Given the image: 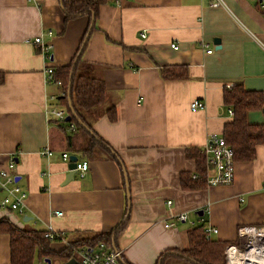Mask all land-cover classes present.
<instances>
[{
  "label": "crops",
  "instance_id": "1",
  "mask_svg": "<svg viewBox=\"0 0 264 264\" xmlns=\"http://www.w3.org/2000/svg\"><path fill=\"white\" fill-rule=\"evenodd\" d=\"M211 1L114 0L101 6L83 61L105 81L107 100L84 116L118 160L88 161L79 153L86 137L47 115L46 107L58 103L51 98L63 93L46 81V68L71 64L90 18L65 23L60 0H0V171L15 160L18 185L28 195L22 213L1 208L0 218L40 231L52 227L60 238L50 248L60 253L76 234L112 232L128 209L114 250L124 264H157L166 252L188 249V232L198 226L218 229L211 238L226 242L237 240L240 226H264V144L253 161L236 162L230 185H181L183 173L197 170L187 150L202 151L234 121L225 89L242 84L264 95V0H223L219 8ZM39 36L50 46L49 58L34 43ZM164 68L187 76L166 80ZM195 100L205 109L192 110ZM111 107L114 123L106 115ZM248 119L264 124V110ZM46 148L53 156L41 154ZM64 153L87 162L88 170L67 181ZM4 196L1 190L0 200ZM182 213L189 221L165 227ZM0 264H11L7 234H0Z\"/></svg>",
  "mask_w": 264,
  "mask_h": 264
},
{
  "label": "trees",
  "instance_id": "2",
  "mask_svg": "<svg viewBox=\"0 0 264 264\" xmlns=\"http://www.w3.org/2000/svg\"><path fill=\"white\" fill-rule=\"evenodd\" d=\"M112 1L114 0H60V4L65 15V23L81 16H88L90 18V26L94 20L92 27V31H94L95 19L101 6L110 4ZM262 11L264 14V9ZM89 28L85 32L71 64L66 67L56 68L54 71V80L60 82L63 93L59 96L58 103L67 106L70 113L68 101L62 96H67L69 84H71L72 107L78 118L94 135L92 136L87 132L75 119L67 122L74 123L77 130L86 137L87 141L79 153L88 161L106 158L118 160V157L112 154L114 151L111 146L92 129L84 116L103 106L107 100L108 93L105 81L91 75L89 73L91 66L83 61L86 45L82 51L81 48L89 33ZM76 60L77 63L73 67ZM162 76L166 80H174L185 78L187 74L185 71L177 74L174 70L164 68ZM4 81L5 73L0 72V85ZM224 103L227 107L234 110V121L227 124L224 131L226 142L234 150V160L235 162L253 161L256 158L257 146L264 144V124H251L248 116L252 111L264 110V95L262 92L246 90L242 84H236L231 88L225 89ZM106 115L110 122H116L117 111L115 107L109 108ZM186 156L196 161V174L198 177L194 179L193 175L183 173L181 175L182 188L186 190L205 188L207 186V166L203 152L201 150L188 149ZM128 217L127 209L124 220L109 233L87 232L76 234L71 240L72 246L60 253L50 248L51 241L45 237V231L26 226L20 227L8 217L0 218V234L10 236L11 264H34L35 261H45L51 258L63 259L66 263L74 259L75 252L79 248L95 247L104 243L108 248L117 250V235L124 228ZM188 242V249L173 251L184 255V257L166 252L160 257L157 264H226L224 251L227 246L236 243V241L226 242L207 238L204 226H198L190 230L188 232Z\"/></svg>",
  "mask_w": 264,
  "mask_h": 264
},
{
  "label": "built area",
  "instance_id": "3",
  "mask_svg": "<svg viewBox=\"0 0 264 264\" xmlns=\"http://www.w3.org/2000/svg\"><path fill=\"white\" fill-rule=\"evenodd\" d=\"M210 6L213 8L224 7L223 0H212ZM260 7L264 9V2L260 3ZM145 37V35H142ZM37 46H40L42 54L50 57V46L44 44L42 37L39 36L34 40ZM177 50L178 44L174 43L171 46ZM208 54L212 53V50L207 51ZM55 68H46V81L48 83H55L60 85V82L54 80ZM233 86H229L231 88ZM51 100L55 103L58 102L56 97H52ZM192 110H203L206 105L204 102L195 100L191 103ZM48 117H52L58 122L68 126L69 132H75L77 130L74 123H67L66 118L70 115L68 107L61 104H52L46 107ZM230 116H234V110L229 109ZM67 123V124H66ZM205 156V163L207 166V185L208 186H227L234 182L235 177V160L234 150L226 142L224 136L213 135L208 141L207 145L202 150ZM42 155L53 156V152L46 148L42 150ZM69 155L67 153L62 154V159L69 161ZM88 163L85 161H78L76 172L82 175L88 170ZM195 174L193 178H197ZM1 189L5 193V196L0 200V208L13 212H23L24 203L27 199V193L18 185L16 174L15 160H11L8 166L0 171ZM168 204H172L171 201ZM56 216H62L61 212H55ZM175 222L189 221V214H178L172 219H169L165 223L166 228L174 226ZM191 224H194L190 221ZM205 234L207 238L212 237L214 234H218V229L213 227H205ZM45 237L50 241H56L60 238V235L55 233L52 227H48L45 231ZM120 252L114 251L101 243L95 247H83L77 252L76 261L78 264H124L120 257ZM226 264H264V226H240L237 232V240L235 244H231L226 247L224 251Z\"/></svg>",
  "mask_w": 264,
  "mask_h": 264
},
{
  "label": "water",
  "instance_id": "4",
  "mask_svg": "<svg viewBox=\"0 0 264 264\" xmlns=\"http://www.w3.org/2000/svg\"><path fill=\"white\" fill-rule=\"evenodd\" d=\"M93 23H94V20L92 21V25L89 28V33H88V35H87V37L85 39V42H84V44H83V46L81 48V51L84 49V47H85V45H86V43H87V41L89 39V35H90L91 31H92ZM214 43H215V45H218V47H220L221 40L216 38L214 40ZM76 63H77V60L75 61L73 67H75ZM62 98H66L67 99L68 105H69V109H70V115L66 118V121L70 122L73 119H75L78 122V124H80L83 128H85L86 131L89 132L92 136H94L93 132L85 124H83L82 121L78 118V116L76 115V113H75V111H74V109L72 107V102H71V84H69L67 96H62ZM58 99H60V97H58ZM112 154L115 155L114 152H112ZM78 161H79V159H78V157L76 155H73V156H71L69 158V166H68L69 174L67 176V181L72 180L75 177V175L77 174L76 168H77V162ZM1 190L2 189H0V192H1ZM129 207H130V205H129ZM199 214L203 215V212H200ZM25 221H27V220L25 219ZM171 254L177 255V256H180V257H184V255H182L180 253L171 252ZM45 262L48 263V264L51 263V261L49 259H46ZM64 264H78V262L76 261V259H71V260H69L68 262H66Z\"/></svg>",
  "mask_w": 264,
  "mask_h": 264
},
{
  "label": "rangeland",
  "instance_id": "5",
  "mask_svg": "<svg viewBox=\"0 0 264 264\" xmlns=\"http://www.w3.org/2000/svg\"><path fill=\"white\" fill-rule=\"evenodd\" d=\"M101 108H103V107L101 106ZM84 145H85V144H84ZM84 145H83V146H84Z\"/></svg>",
  "mask_w": 264,
  "mask_h": 264
}]
</instances>
